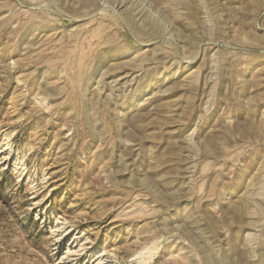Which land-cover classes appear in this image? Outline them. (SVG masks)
Instances as JSON below:
<instances>
[{
  "label": "rangeland",
  "instance_id": "obj_1",
  "mask_svg": "<svg viewBox=\"0 0 264 264\" xmlns=\"http://www.w3.org/2000/svg\"><path fill=\"white\" fill-rule=\"evenodd\" d=\"M147 248L264 264V0H0V264Z\"/></svg>",
  "mask_w": 264,
  "mask_h": 264
},
{
  "label": "bare ground",
  "instance_id": "obj_2",
  "mask_svg": "<svg viewBox=\"0 0 264 264\" xmlns=\"http://www.w3.org/2000/svg\"><path fill=\"white\" fill-rule=\"evenodd\" d=\"M154 248H147L146 251L140 252V255H139L140 258L137 259V261L135 262V264H147L150 261L152 255H153L152 254V250L154 251Z\"/></svg>",
  "mask_w": 264,
  "mask_h": 264
}]
</instances>
